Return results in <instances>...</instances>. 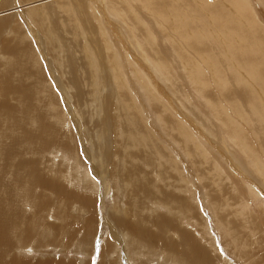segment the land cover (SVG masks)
Segmentation results:
<instances>
[{
    "label": "bare ground",
    "instance_id": "obj_1",
    "mask_svg": "<svg viewBox=\"0 0 264 264\" xmlns=\"http://www.w3.org/2000/svg\"><path fill=\"white\" fill-rule=\"evenodd\" d=\"M168 1L170 9H172L170 5L171 0ZM203 1L204 8L208 10L209 15H207L209 16V19L213 18L215 23H219L220 29L223 27L224 30H226L225 27H227L232 33L237 32L245 34L240 41L235 39L233 35H230L232 42L231 47L227 45L228 43H223L224 47L221 45L218 52H216L213 47L218 40L212 38L211 35L207 36L205 33H202V30L198 27L199 24L198 26L196 25L197 23L192 25V30L196 31V33L189 30L190 32H188V35H178L180 42L176 36L178 33L174 34L177 39H173V41L175 42L178 40L179 43H177V41L175 43L179 46L177 50L180 54L185 52L188 56L189 53L191 58L195 57L194 62L195 59L198 60V66H201L203 63V67L199 68L202 71H199V73L200 76H204V86L200 87L197 85L196 87V83L194 81L195 79L193 78V83H195V85H193L196 88L192 91L190 90L189 93L191 95L190 98H188L193 101L192 98H194L195 94H200V97L204 98L207 97L210 92L215 96L214 98L221 99L229 106L238 108L243 112V108L239 105L236 106L233 102V99L238 96V93H240V95L242 93V89L240 90L239 87L241 85H245L241 82V72H243V69L246 70L245 72H247L246 75H248L249 84H251L252 80L253 82L260 83L264 87V52L260 45L254 42L249 35L246 34L245 28L235 23V13L233 11V7L226 3H230L231 0ZM104 2L107 9L111 11V13L109 21L104 18L103 25L106 23V26L103 30H101L100 27L95 25V23L90 19L91 12L88 10L91 8L87 0H20L19 2L16 0H0V248L2 249L0 264H85L84 262L79 261L80 259L76 258L68 259L63 256L56 258L53 253L46 256L47 258H44V255H41L43 257H40V259H33V257L32 260H26V255L22 254L25 257L23 258L18 255L16 251L18 247L25 248L30 245L43 247L44 249H49L51 246H61L62 248H66L64 246L70 247L78 242L74 246V251H81L84 255L89 253L91 254L94 243L98 245L97 241L100 239L104 241L103 232L106 228L105 226H103L99 232L98 238L95 239L100 223V220H98L99 215H101V219L106 218L107 224L110 226L109 230L111 231L112 236H115L114 241H117V235L123 233L129 236L136 244L145 247L147 259L145 262L141 261L143 264H161L163 256L167 258L166 262L172 261L176 264H223L222 260L224 258L217 252L214 246L212 249L210 248L211 250L208 249L209 246L204 245L199 238L195 236L196 233L194 231L191 232L188 230L189 225H192L194 228L199 225L198 222L196 224L191 222L192 218L188 217L189 214H186L191 213L189 211L192 209V213L199 215L198 211L193 208L195 207L193 205L194 201H192L191 198L188 199L186 196H183V193L178 194L173 189L166 190L159 184L154 177L157 168L156 164L153 163L151 156H148L146 160H144L139 152L135 153L133 156L129 154L130 160H134L135 163H129V167L127 169H125V167H127L126 165L125 167L124 165H120L122 155L119 151L122 148L119 147V142H121V140H115L113 133L115 131L114 128H117L120 124L119 104L121 101H119V98H117L119 96L117 95L116 97H113L114 101L112 103L110 99L107 98L108 96L103 97V92H107L111 87V85H109L111 84L110 82L115 85L118 82V79L111 77L112 72L108 67L109 61L105 55H103L100 48V38L102 35L106 36L107 33L105 32L107 31V26L110 27L115 25L111 15H118L122 22L125 21L126 15L120 13V5L119 7L116 6L115 9L112 10L113 4L106 0H104ZM163 3L161 6H166V3ZM125 5L128 7L127 13L130 14L131 11L133 16L136 18V23L144 26L143 31L145 34V37L140 35L138 33L137 26L130 25L129 27L131 32H125L128 37L127 42L129 44L134 43L133 48L139 52L140 56L142 55V52H151L149 61L147 60L144 63L134 64L129 76L132 75L139 80V75L135 74L137 72H135V70L138 69L139 66H142L145 71L150 72L151 64L159 70V73L162 70L167 69H169L168 73L172 72L174 69L170 70L169 67L172 66L174 59H177L179 56V52L176 53L174 47L172 48L173 51H171V48L166 45V42H164L163 44H165V50L160 52L157 49V46H144L145 40L150 36H154L153 30L155 29L151 24L144 21V15L153 18L150 6H158V0H127ZM176 5H180L189 12L190 10L197 13L203 12L202 8H198V6H200V0H179L176 2L175 7ZM26 9H28V11H26ZM167 10L168 7L166 8V11L164 9L160 10V13L164 15V22L168 24L170 21ZM67 15L70 20L65 24V18L68 17ZM46 20L48 22H46ZM223 21L225 22L224 25L221 23ZM49 25L52 29H49ZM85 27L86 29H84ZM76 28H79L78 30L81 33V38L87 42L90 48L88 55L92 58H94V56L98 57L94 74H98L96 79L98 78L97 90L99 97L96 96L97 99L95 101V105H93V111H90L94 114L96 113V110L99 111L100 115L97 118L100 119L103 126L99 124V121V123H97L101 127H96L95 122H91L92 120L90 121V119H94V117L89 118L91 126H94L92 129L96 131V137L95 135H92V133H90V135L95 137L98 141L94 144L92 142L93 140H91L90 143H92L91 146L97 148L98 152L95 148L87 147L86 143L82 140V137L80 138V143H77L79 139L77 140L74 136H70L76 131L71 129H77L79 130V134H83L82 129L84 128V121L83 124L79 126L80 123L78 124V121H81V119L79 118L76 120L73 115L75 114V111H77V104L83 98L85 99V97H87L86 92L88 88V83L85 81L84 71L86 62L82 59L83 57L80 58L81 56L79 57L78 52L75 51L81 46L77 41V37H74L75 35L73 38L71 37ZM63 31L64 33H62ZM159 31L164 35V28ZM6 32L7 34H5ZM227 34L228 32L226 31V35ZM45 35H52L54 37L56 41L55 45H60L66 52L64 57L65 59L60 57L61 59L55 58L54 60H51L45 56ZM156 36L158 37V34H156ZM218 36L219 35H217V38ZM221 36L220 39H224L220 42H223L226 37L222 36L221 38ZM198 37H200L201 42L198 40ZM221 48H223L224 51H221ZM85 49H87L86 46ZM125 51L127 52L128 50ZM222 52L223 54L226 52L230 60L221 59L224 57ZM84 57L87 61V56L85 55ZM232 58H234V60L236 59L237 61H235L238 63V66H241L242 68L237 67V65L234 66L233 64V66L230 65L231 69L227 68L226 64H229V61L232 62ZM89 62L92 63V60ZM50 63H53L54 68L50 66ZM55 66L61 70L59 71ZM195 67L197 66L195 65ZM209 67L217 69L218 76L220 77L219 81L221 83L222 80L226 88L222 87V83H219L217 86V81L215 79L213 82L211 81ZM43 69L52 74L50 80L45 77ZM63 70L64 72L60 73L59 76H54L55 73L62 72ZM125 73L128 75L127 70ZM236 73L240 77L237 76ZM67 74L68 77L66 78V81L68 84L64 82L65 80L63 81L64 76ZM10 75H13V79L10 78ZM155 75H152V77L154 81H157ZM120 78H122V75ZM228 78L230 79V83L227 82ZM127 80L128 78L125 82H127ZM55 82L63 89L62 104L59 103L57 95L53 92L58 87ZM149 83L154 86V83L150 81ZM206 83L209 84L208 90H205ZM145 84H147V81ZM183 84L187 83L183 81ZM69 86H73L76 90V92L73 90L75 93V95H73L75 98L73 99L74 105H72V98L68 95V93H63ZM148 88L150 91L153 90L150 86H148ZM154 88L155 90H158L159 87L156 84ZM114 89H116V87H114ZM140 89V92L142 93L144 90L142 86ZM129 90H132V88L129 87ZM113 92L108 95H112ZM145 92L143 91L142 94H145ZM157 92L159 95L163 93L160 91ZM186 93L189 95L188 90ZM147 95H143V97H146ZM248 96V100H251L257 106H260L259 100L252 99L249 94ZM145 97L143 99H145ZM153 98L155 97L153 96ZM156 99H158V97H156ZM59 108L62 109L63 114L59 111ZM250 108L251 113L245 114L247 122L252 126V130L256 134L258 140L263 139L262 136H264V126L261 125L263 119L258 117L256 125H253L250 118L257 115V110L254 109V107ZM207 110L219 119V113L214 107H208ZM116 113H118L119 116H117ZM144 113L147 115L146 112ZM68 115L72 116L71 118L73 121V124H71L73 127H71L70 130L68 129L70 131L69 136L66 135V132H69L67 127L71 123ZM83 118L84 117L82 115V119ZM130 120L132 121V119ZM134 123L132 122L131 124ZM169 126H171V124L168 125V127ZM172 127H174V125ZM88 128H86V132L88 131ZM168 129H170V127ZM171 130L172 129L167 132L170 133ZM90 131L92 132V130ZM84 135L85 134H83V136ZM90 135L88 134L87 136L91 137ZM120 136L121 135L118 132V137ZM93 137L91 138L93 139ZM203 139L209 145L216 143L215 145L224 147L225 151H229L228 154L216 151L214 155V148L208 150V152L210 151L212 156H214V160L211 161V163H214L221 171V176H223V174L225 176L229 175L230 179V183L228 184H219L215 180V177L211 178L210 175L208 176L207 179H209V183L206 185L209 189H211V193L213 194L211 202L214 203L217 211L221 210L220 214H224V211H227L225 208L228 207L230 203L228 202V199L224 198L225 192L227 193V191H229L234 194L237 191L238 196L242 194V200H240L243 203L241 201L239 202V198L236 200L239 204H241V208L244 207V210H246L247 203L252 199V195L261 194L258 189L252 187V183L254 180L263 175V169L260 167L262 165L259 161H255V165L252 166L257 175H253L252 172L247 173V175L246 173H242L240 171L238 172L237 164L232 158H234V160L238 159V147L245 149L250 153V156L255 157L256 152L251 148L253 143L251 137H247V133L243 129H234L232 131L224 129L219 136L207 135L204 136ZM219 139L222 144L219 142ZM190 141L191 140H189V142ZM262 141L263 142L261 143L259 142L261 145L264 143V140ZM86 142L88 143L89 140ZM168 144L172 146L174 144L173 140L169 139ZM154 149L156 148L154 147ZM185 150H181V153L184 151L183 154L185 156L183 158H187L190 155ZM81 151L85 157H87L90 164L92 163V160L88 158L89 156L98 158V153L101 156L100 162L98 159V162L94 164V166L91 165V169L97 178L100 179L101 171H104V169H106L107 173L114 170V173H116L117 176V180L115 181L120 182L123 180L125 182V194L128 198V202L123 204L120 202L121 206L117 207L115 212L111 213L112 218H110L108 214L98 213V210H102L105 205L104 200L103 204L100 206L101 209H99L97 207L98 198L96 195L84 192L80 189L78 192L72 191L73 187L76 188L80 185L81 181L85 182L86 180L82 173V167L84 164L78 167L81 169V172H77L78 170L75 172V165L63 168L61 161L63 159H70V162L77 164L80 162ZM47 153H49V155L50 153H54V155L59 154L61 156L59 165L57 161L55 162L53 160V158L47 157ZM191 158L192 157L189 156V158L183 160L184 164H187L188 160ZM241 162L243 161L241 160ZM233 164L236 165L235 174L231 171ZM187 166L190 168L189 165ZM144 167H148L149 170L146 171ZM42 168L46 171V173L41 171ZM13 169H16L14 171L17 174L12 171ZM23 169L28 170L26 175H22L25 178L18 177L22 174L21 170ZM71 171L72 173H76L75 176L77 178L72 177ZM142 171L148 175H145ZM13 174H16L17 176L15 177ZM107 176L108 175L103 176L102 179ZM242 176L246 180H243ZM81 183L83 184V182ZM20 184L22 185L21 187ZM167 184L176 186L173 185L172 182H168ZM261 185L264 186V182H262ZM13 186L18 187V192H16V187ZM223 187H226V189H223ZM23 200H26L32 205V211L26 212L23 209L22 205L25 203ZM146 200L152 201L154 204L156 203V207L159 209H163L164 207L174 209V214L168 215L165 213H155L151 209V204H145ZM115 202L117 203L118 199L115 200ZM130 203L133 204L135 209H138L140 204H145V206L139 209L138 214H134L131 212ZM206 203L209 205L207 201ZM221 203H223V206H221ZM250 211L247 212L249 213ZM230 213L234 214L232 210ZM205 214L206 216L204 217L207 218L208 215L207 213ZM261 216V221L264 223V215L261 214ZM209 220H207V223ZM226 220H230V218ZM38 221L39 226H36ZM246 221H248V218ZM80 223H82V225ZM248 224L249 223L246 225ZM200 233L202 234V232ZM229 243L226 242L225 245H228ZM116 246L117 242H114L111 248L107 245V241L105 242L102 247V252L100 253L102 257L101 260L103 261L101 264H142L136 259L131 260L130 258L123 257L117 252ZM147 247L152 250V253L158 254V260L155 263V257L151 258L153 254L149 253ZM152 247L164 249L166 253L159 254ZM30 250L34 251L35 248L32 247ZM50 250L57 251L55 249ZM115 253H117V255H115Z\"/></svg>",
    "mask_w": 264,
    "mask_h": 264
},
{
    "label": "rangeland",
    "instance_id": "obj_2",
    "mask_svg": "<svg viewBox=\"0 0 264 264\" xmlns=\"http://www.w3.org/2000/svg\"><path fill=\"white\" fill-rule=\"evenodd\" d=\"M16 1L19 2L20 0H16ZM22 1H25V0H22ZM106 1H109L113 4L112 10H114L116 6L119 7V5H120V8H119L120 13L126 15L125 21H123V22L119 19L118 15H116V14L111 15L112 19L114 20L115 25H112L110 27L107 26V31L105 32V33H107L106 36L102 35L100 38V40H101V47L100 48L102 50L103 55H105V57L109 61L108 67L112 72L111 77H115L118 79V82L115 84L116 86L112 82H110L111 84H109V85H111V87L107 92H105V93L103 92V97L108 96L107 98L110 99V101L112 103L114 101L113 97H116V95H117V96H119L117 98H119V101H121V103L119 104V107H120V109H119V112H120L119 123L120 124L118 125L117 128H114L115 131L113 133L115 136V140H117V139H118V141L121 140V142H119V145H120L119 147L122 149L120 151L118 150L120 152V154L122 155L120 165H124V167L126 165L127 167H125V169H127L129 167V165H128L129 163H131V162L135 163L134 160H130L129 154H131L133 156L135 153L139 152V153H141L142 158L144 160H146V158L148 156H151L152 161L154 164H156V168H157L154 177L159 182V184L161 186H163V188L166 190L173 189L178 194L183 193V196H186L188 199L191 198L192 201H194L193 205L195 207H193V208H195L198 211L199 215L192 213V209L189 211L191 213H186V214L187 215L189 214L188 217L192 218L191 222H194L195 224L198 222L199 225L197 226L198 228L197 227L194 228V227H192V225H189L188 230L191 232L194 231L196 233L195 236L198 237L199 240L204 245L209 246L208 249H210V248L212 249V247L214 246L216 248L217 252L221 256H223V258H224L222 260L223 264H264V255H263L264 254L263 253L264 252L263 251L264 250V246H263V244H264L263 243L264 223L261 221V219H262L261 214L264 215V186L261 185V183L264 182V143H262L263 145L260 144L261 142H263L262 140H264V136H262L263 139H259V140H261V141H259L258 138L256 137V134L252 130V126L247 122V118L245 117V114L251 113L250 107H254V109L257 110V115L250 118L251 123H253V125H256V123H257L256 120L259 117V118L263 119V122L261 123V125L264 126V87L258 82H253L251 79H249V80H251V84H249L248 77H247L248 75H246L247 72H245L246 70L243 69V72H241V77L245 78V79L241 78V80H242L241 82L244 83L245 85H241L239 87L240 90L242 89L241 91L243 94L241 93V95H240V93H238L239 97L236 96V98L233 99V102L236 106L239 105L240 107L243 108V110H244L243 112L241 110H239L238 108H234L233 106H229L225 101H223L221 99L214 98L215 96L212 95L210 92H209V95L207 97H204V98L200 97V94H195L194 98H192L193 101H191V99H189L190 95H191L189 93L190 90L191 91L194 90L197 87V85L200 87L204 86V83H203L204 82L203 81L204 76H200V73H199V71H202L199 68L203 67V63L201 66H198L197 65L198 60L195 59V62H194L195 57L191 58L189 56L190 54L188 53V56H187V53H185V52H183V54L182 53L180 54V52L177 50V48H179V46H178V44L176 45V43H175L176 41H177V43L180 42L178 35H180V36L186 35V34L188 35V32H190V31L196 33V31L192 30V27H193L192 25L194 23L195 24L197 23L196 24L197 26L199 24L198 27H199V29L202 30V33H205V35H207V36L211 35L212 38L218 40V42L213 45L216 52L219 51V47L221 45H222V47H224L223 43H228L227 45L231 47L232 42L230 39V35H233L235 37V39L240 41L242 39V37H244L245 33H237V32L232 33V32H230V30H228L227 27H225L226 30H224L223 27H222L223 30L220 29L219 23H215L213 18H210L211 20L209 19L208 10H206L204 8V1L203 0H200V6H198L199 9H201V8L203 9L202 13H197L193 10H190V12H189L188 10L181 7L180 5H176V7H177L176 8L175 4L179 0H176V2H175V0L170 1V5H171L172 9H170V6L168 5L169 4L168 0H158V4H159L158 6L157 5H154L153 7L150 6V10H151L153 18L145 16L143 14V12L141 11V13L144 15V18H145L144 21L148 22L149 24H151L155 28L153 30L154 36H150L148 39H146L144 46H147V47H150L152 45L157 46V49L160 52H162L165 50V44H163V43L166 42V45L171 48V51H173L172 48L174 47L176 50V53L179 52V56L177 57V59H174V61L172 62V66L169 67L170 70L174 69L170 73H168L169 69L162 70L159 73V70L157 68H155L152 64L150 65V72L145 71L142 68V66H139L138 69H136L134 67L136 69L135 72L136 71L138 72V73L136 72L135 74L139 75V78H140L139 79L140 81H139L134 76H132V75L129 76V73H130V71H132L134 64L144 63L147 60L149 61V57L151 55V52L150 51H148L146 53L142 52V55L140 56L139 52L133 48L134 43L129 44L127 42L128 37H127V34L125 32H127V33L131 32V29L129 26L135 25L138 28V33L145 37L144 31H143L144 26L142 24L138 25L136 23V18L133 16L131 11H130V14L127 13L128 7L125 5V2L127 0H106ZM163 1H164V3H163ZM87 2L91 8L88 10L91 12L90 19L95 23V25L99 26L100 29L103 30L104 27L106 26V23H104V25H103V20H104V18L107 19L108 21L110 20L111 11H109L107 9V6L105 5L104 0H93V1L87 0ZM162 3L163 4L166 3V6L163 5V7H162L161 6ZM226 3L230 4L233 7V11L235 13V23L239 26L244 27L246 30V34H248L249 37L254 42L258 43L264 52V0H231L230 3H228V2H226ZM172 5L175 8H173ZM167 7H168L167 11H168V16H169V21H170L168 24L166 22H164V15L160 13V10L164 9L166 11ZM178 8H180V9H178ZM26 11H28V9H26ZM183 13H184V15H183ZM188 19H191V20H188ZM69 20H70L69 16L66 17L65 18V24ZM155 21L157 24L155 23ZM46 22H48V21L46 20ZM221 23L224 25L225 22L223 21ZM163 28H164V35L161 34L159 31L160 29H163ZM49 29H52V27L50 25H49ZM78 29L79 28H76V30L71 35V37L73 38V36L75 35L74 37H77V41H78L79 45L81 46L79 48L80 50L77 49L75 51L78 52L79 55L77 53L76 54L79 57L81 56L80 58L83 57L82 59H84V61L86 62L84 71H85V81H87V83H88L87 84L88 88H87V92H86L87 97H85V99L83 98L81 100L82 102L80 101L77 104V111H75V114L73 115V117L76 120H78L79 118L81 119V121L80 120L78 121V124L80 123L79 126H81L83 124V121H84L83 126L85 129L84 128L82 129V133L85 135L83 136V134H79V132H78L79 130H77V129H71V127H73V125H71V124H73V121L71 118L72 116H70V115H68V117L71 120L70 121L71 123L68 125L67 130L71 129V130H76V131L70 135V131L68 130L69 132H66V135L74 136L77 140L79 139L77 143H80L79 141H81L80 138L82 137V140L84 141V143H86L87 147L95 148V150L98 152L97 148L91 146L92 143H90L91 140H93L92 142L94 144H96L95 142L97 141L95 139L96 131L94 129H92V128H94V126H91V122H95L96 127L100 128L101 126H103L101 124L100 119L97 118L100 115L99 111L96 110L95 114L90 111V110H92L93 105H95V101H96L97 97H99L98 90H97L98 89V83H97L98 78L96 79V77H98V74H96V73L94 74V72H95L94 69L97 66L96 61L98 60V57L94 56V58H92L88 55V51L90 50V48H89L87 42L81 38V36H80L81 33ZM84 29H86V27ZM175 31H176V33H175ZM226 31L228 32L227 35H226ZM62 33H64V31ZM5 34H7V32ZM156 34H158V37L156 36ZM174 34H177L176 36H177L179 42H178V40H176L175 42L173 41V39L174 40L177 39ZM65 35H66V33H65ZM172 35H174V36H172ZM217 35H219L218 38H217ZM221 35L223 37H226V39L223 40V42H220V41H222V39H224V38H222ZM220 36L222 39H220ZM44 37H45L44 48L46 47L45 48V56L47 58H50L51 60H54L55 58L61 59L62 57H63L62 59H65L64 57L66 55V52L61 48L60 45L59 46L55 45L56 41H55L54 37L52 35H50V36L45 35ZM44 37H43V39H44ZM198 40L201 42L200 37H198ZM171 45H173V46H171ZM85 46L87 47V49H85ZM240 47H242V46H240ZM66 49H67V47H66ZM125 50H128V51L126 52ZM221 51H224V49L221 48ZM83 53L87 56L86 58H87L88 63H87V61L84 57L85 55ZM222 54H223V52H222ZM223 56L225 58L223 57L221 59H225V60L229 59L226 52L223 54ZM138 57H139V60H138ZM90 60H92V63L89 62ZM231 60L233 63L231 61H229L230 63L226 64L227 68L231 69V66H233V65L234 66L237 65V67H239V68L241 67V66H238L236 59H235L236 61L234 60V58H232ZM179 63H181L182 65ZM42 64H43V62H42ZM87 65H89V66H87ZM179 65H180V68H179ZM195 65L197 67H195ZM50 66H52L54 68L53 63H50ZM57 69L59 71L61 70L60 68H57ZM235 69H234V71H235ZM126 70L128 71V75L125 73ZM212 70L215 72H213ZM43 71L45 73V77L48 80H50L52 74L47 72L44 69H43ZM175 71L177 72V74ZM209 71H210L211 81L213 82L215 79L217 81L216 83L218 86V84L220 83V81H219L220 77L218 76L217 69L209 67ZM63 72H64V70L62 72H57L54 74V76L55 75L59 76L60 73H63ZM243 73H244V75H243ZM121 75H122L123 79L120 78ZM152 75H155L157 81H154ZM187 76L189 77V79L190 78L191 79L189 80ZM213 76H215V77H213ZM237 76H239V75L237 74ZM243 76H245V77H243ZM67 77H68V74L66 76H64L63 81L65 80L64 82H66L68 84V82L66 81ZM166 77H167V79H166ZM10 78L13 79V75H10ZM127 78H128V80H127V82H125ZM179 78H181V79H179ZM193 78L195 79L194 81H195L196 85H195V83H193ZM30 80H31V78H30ZM187 80H189V81H187ZM146 81H147V84H145ZM149 81L154 83V86L157 84L159 87L158 90H155L154 86L151 83H149ZM183 81L187 84H183ZM227 82L230 83L229 78L227 79ZM126 83H128V84H126ZM221 83H222V87L226 88V86H224L222 80H221ZM57 85H58L57 89H55L53 92L57 95L59 103L62 104L63 103V96H62V90L63 89L59 84H57ZM95 85L97 88L95 87ZM208 85H209L208 83L205 84V90H208ZM141 86L144 89L143 90L144 92L147 91V92H145V94H142L143 91H142V93L140 92ZM148 86H150V88L153 89V90H151L152 92L150 91ZM193 86H194V88H193ZM114 87H116L117 90L114 89ZM129 87H131L132 90H129ZM67 88H68V90H67ZM67 88L63 93H65V92L68 93V95L72 98V100H71L72 105H74L73 99H75V98L73 95H75L74 92H76V90L73 86H71V87L69 86ZM70 88H72V89H70ZM218 88H220V87H218ZM90 89L92 92L90 91ZM147 89H149V90H147ZM73 90H75V91L73 92ZM115 90H116V92H115ZM187 90H188L189 95H187V93H186ZM157 91H160L163 93L161 95H159ZM111 92H113V93H112V95L109 96L108 94H111ZM125 92H127L128 95ZM129 92H131L133 94H131ZM146 93L147 94L149 93V94L147 95ZM156 94H158V95H156ZM248 94L250 95V97L252 99L259 100L260 106H257L251 100H248V98H249ZM143 95H147L146 97L144 96L145 99H143L144 98ZM152 95L155 98H153ZM156 97H158V99H156ZM208 107H214L218 111L219 119H217L211 112H209L207 110ZM166 108L168 111L166 110ZM163 110L164 111L166 110V111L164 112ZM59 111L63 114L62 109L59 108ZM144 112H146L147 115ZM172 112H173V114H172ZM82 115L84 117L83 119H82ZM95 115H96V118H95ZM116 115L119 116L118 113H116ZM90 117H94V119H92V118L90 119V121L92 120L91 122L89 121ZM130 119H132V121ZM96 120H98V121H96ZM99 121H100V123H99ZM132 122L133 123L135 122L136 124L135 123L131 124ZM169 123L171 124V126H169L170 129H172L170 133L167 132L170 130V129H168L169 128L168 125H170ZM173 125H174V127H172ZM85 126H87V127H85ZM86 128H88V131H87L88 133L85 131ZM224 129H226L228 131H232L234 129H243L247 133V137L248 136L251 137V139L253 141L251 148H252V150H254L256 152L255 157L250 156V153L248 151H246L245 149L238 147V149H237L238 159L234 160V158H232L233 161H235L237 164L238 172L240 171V172L246 173V174L252 172L253 175H257L254 172L255 169L253 168L252 165H255V161H259L262 165L260 167H261V169H263V175L260 176L259 178H257L256 180H254L252 183V187L258 189L259 193H261V194L252 195V199L247 203L246 210H244V207L241 208V206H240L241 204H239V202L242 200V194L238 196L237 191L234 194L227 191V193L225 192L224 198L228 199V202H230V203H229V206L227 205L228 207L225 208V209H227V211H224L225 212L224 214L223 213L220 214L221 210L217 211V209L214 206V203L211 202L212 201L211 198L213 197L212 196L213 194L211 193V189H209L208 186L206 185L209 183V179H207V178L209 175L211 178L215 177V180L219 184H223V183L228 184V183H230V179H229V175L225 176L223 174V176H221V171L217 168V166L214 163H211V161L214 160L213 159L214 156H212V153H210V151L208 152V150L211 148H214L213 149L214 155H215L216 151L219 153H225V154H228L229 151H225L224 147H220V146L215 145L216 143H213L211 145L207 144L204 141L203 137L207 136V135L219 136L223 132ZM90 130H92V132ZM175 130H176V132H175ZM116 131H117V134H116ZM118 132L121 135L120 137H118ZM90 133H92V135H95V137L90 135ZM88 134L91 137H93V139L91 137L87 136ZM85 136H87V137H85ZM183 136H184L186 143L184 142ZM169 139H172L174 142V144L172 146H170L168 144ZM85 140L86 141L89 140V142L87 143ZM189 140H191V141L189 142ZM213 141H214V139H213ZM219 142L222 144L220 139H219ZM121 145H122V147H121ZM154 147L156 149H154ZM185 147H186V150H185ZM134 149L135 150L137 149V150L135 151ZM180 149L187 151L188 154H190L189 156L192 157L191 159L188 160L187 164H184L183 160L189 158V156L187 158H183L185 156L183 154L184 151H182V153H181ZM157 153H159V154H157ZM80 155H81L80 156L81 157L80 162L77 164L70 162V159H63L61 161L63 168H68V166L75 165V172H76V170H78L77 172H81V169H79L78 167L80 165L84 164V166L82 167V173H83L86 180H85V182L81 181V182H83V184L80 182V185L77 186L76 188L73 187L72 191L78 192L80 189L84 192L93 193L98 198L97 207L99 209H101L100 206L103 204V200H104L105 205L102 208V210H98L99 211L98 213L108 214L110 216V218H112L111 213L115 212V209L117 207L121 206V203L123 204L125 202H128L127 201L128 198L126 197V194H125V191H126V186L124 185L125 182L123 180H121L120 182L115 181V180H117V176H116V173H114L115 172L114 170H112L110 173H107L106 169H104V171H101L100 179L96 177V175L94 174V172L92 171L91 168H92V166H94V164H96L98 162V159L100 162L101 156L99 155V153H98V158H93L91 156L88 157L90 160H92L91 164L89 163V160L87 159V157H85V155L83 154L82 151H81ZM216 155H219V154H216ZM47 157L53 158V160L55 162L57 161L58 165H59L60 158H61V156L59 154L54 155V153L53 154L50 153V155H49V153H47ZM153 157L155 160L153 159ZM241 160L243 162H241ZM239 163H240V166H239ZM187 165H189L190 168ZM144 169H146V171L149 170L148 167H146V168L144 167ZM153 169H154V167H153ZM14 170H16V169H13L12 171L14 173H16ZM235 170H236V165L233 164V168L231 171L234 174H235ZM41 171L46 173V171L43 168L41 169ZM75 172L72 173V171H71L72 177H74V178L76 177ZM21 173H22L21 175L18 174V175H20L18 177L25 178L22 175H26L28 173V170L23 169V170H21ZM142 173H144V172L142 171ZM16 174H13V175L16 177L17 176ZM144 174L148 175L147 173H144ZM106 175H108V176L106 178L102 179V177L106 176ZM114 176H115V178H114ZM242 178H243V180H246L243 176H242ZM168 182H172L173 185H176V186H172L170 184H167ZM185 183L188 185V187ZM21 186L22 185L20 184V187ZM13 187H16L15 189L17 191L16 190L15 191L18 192V189H17L18 187L17 186H13ZM223 189H226V187H223ZM117 199H118V202H117L118 204L115 202V200H117ZM236 199H238L239 202ZM222 200H224V199H222ZM206 201L209 203V205L206 203ZM23 202H25L22 205L23 209L26 212L32 211V205L30 203H28L26 200H23ZM145 204H151V209L155 213H165L168 215H173L174 211H175L174 209L166 208V207H164L163 209H159L156 207V203L154 204L152 201H149V200H146ZM145 204H140V207L138 209H135L133 207V204H131V212L134 214H138L139 209L144 207ZM221 206H223V203H221ZM234 207H235V209H234ZM260 209L262 210V212ZM231 210L234 214L230 213ZM247 211H250L249 212L250 215ZM208 212H209V214H208ZM237 212H238V214H237ZM85 213H86V211H85ZM205 213H207V215H208L207 218L204 217V216H206ZM227 216H229V217H227ZM239 217H240V219H239ZM225 218L226 219L230 218V220H226ZM247 218H248V221H246ZM98 220H100V223H99V227H98L97 235L95 236V239L98 238L99 232L101 231L103 226H105L106 228L103 232L104 233L103 234L104 241H102V239H100L99 241H97L98 245L94 243V247H93L91 254L89 253V254L84 255V253L81 251H79V252L74 251L73 250L74 246L78 242H76L75 244H73L70 247L64 246L66 248H62L61 246H58V247L51 246L49 249H44L43 247H37L35 245H32V246L30 245V246L25 247V248L18 247L16 253L18 255L22 256L23 258H25V257L22 254L26 255L27 256L25 258L26 260H28V259L32 260L33 257H34L33 259H40V257H43L41 255H44V258H47L46 256H49V254L53 253L54 257H56V258H60L63 256V257L68 258V259H70V258L80 259L79 261L84 262L85 264H101L103 261L101 260L102 257L100 255V253L102 252L103 245L107 241V245H109L110 248L113 246L114 242H117L116 250L123 257L130 258L131 260L136 259L140 262L146 261L147 252H146V249L144 246L136 244L132 239H130L129 236H127L123 233L117 235V237H116L117 241H114L115 236L114 235L112 236V233L109 230L110 226L107 224L106 218L101 219V215H99ZM207 220H209L208 223H207ZM183 222H184V219H183ZM183 222H182V224H183ZM82 223H80V224L82 225ZM247 223H249V224L246 225ZM186 225H187V223H186ZM36 226H39V221L36 223ZM249 229H250V231H249ZM200 232H202V234ZM225 239H226V241H225ZM224 241H225V243L226 242H228V243L230 242V243L228 245H225ZM205 243H207V244H205ZM32 247L35 248L34 251L30 250V248H32ZM90 248H92V247H90ZM152 248L155 249V251L159 254L160 253H162V254L166 253V251L164 249L154 248V247H152ZM50 249H55L57 251H52ZM148 250H149V253L153 254L152 256L150 255L151 258L155 257V259H154L155 260L154 263H155L158 260L157 259L158 254L152 253L151 252L152 250H150L149 248H148ZM1 252H2V249L0 248V255H1ZM115 255H117V253H115ZM30 257H31V259H30ZM258 257H260V258H258ZM166 260H167V258L165 256H163V258L161 259V264H176V263H173L172 261L166 262ZM148 264H151V263H148ZM220 264H222V263H220Z\"/></svg>",
    "mask_w": 264,
    "mask_h": 264
}]
</instances>
